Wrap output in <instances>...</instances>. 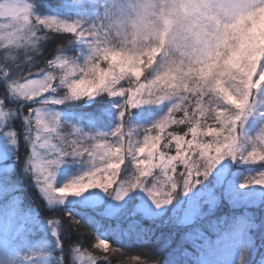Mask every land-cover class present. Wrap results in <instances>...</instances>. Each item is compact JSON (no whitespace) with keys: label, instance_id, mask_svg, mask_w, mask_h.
Here are the masks:
<instances>
[{"label":"snow or ice","instance_id":"obj_1","mask_svg":"<svg viewBox=\"0 0 264 264\" xmlns=\"http://www.w3.org/2000/svg\"><path fill=\"white\" fill-rule=\"evenodd\" d=\"M64 8L0 0V141L8 145L0 190L19 167L49 206H65L61 219L45 220L22 215L13 198L0 219V264H113L77 247L86 225L103 236L96 248L104 253L109 242L119 253L129 241L136 264H184L180 245L158 259L154 242L174 236L158 227L190 225L181 242L194 244L204 227L221 231L203 209L217 189L233 205L264 209V168L237 176L231 166L264 165V0H72ZM130 32L149 42L134 46ZM60 33L73 35L46 55L44 43ZM88 102L98 114L77 110ZM250 118L259 122L254 134L244 128ZM21 141L31 152L19 151ZM251 228L264 248V219L240 217L218 240L222 264H264ZM69 230L78 238L66 240Z\"/></svg>","mask_w":264,"mask_h":264},{"label":"trees","instance_id":"obj_2","mask_svg":"<svg viewBox=\"0 0 264 264\" xmlns=\"http://www.w3.org/2000/svg\"><path fill=\"white\" fill-rule=\"evenodd\" d=\"M46 3L50 8L58 9L60 11H66L64 8V5H65L64 0H46ZM73 18H76L74 13H73ZM68 40H70V34H63V33L53 34V37L44 43V47L42 51L46 55L50 56L51 53L54 51V49L61 47L62 42H67ZM33 71H35V69ZM25 75H27V73H25ZM99 108L100 106L97 105L95 102H93L92 104H88V105L83 104L77 110L82 111L87 114H98ZM154 113L157 115L160 114L158 110L154 111ZM209 123L211 124V121H209ZM13 124H14L13 130H20L19 121H15L13 122ZM251 133L254 134L255 132L251 131ZM25 150L28 152H31V147H28L27 149H25L21 141V147L19 151L23 153ZM125 163H127V160ZM260 163H261L260 161H256V165L240 164L238 166H235V165H231V166L234 168L238 167L239 170L236 172L237 176H240V175L248 176V175H256L257 172H259L262 168H264V165H259ZM133 167H135L134 164H133ZM178 170H182V168H178ZM155 171H159V170L156 169ZM9 179L12 181V185H13L11 188H9V190H11L13 193L15 192L17 197H20L22 199L25 209H28L32 211L33 213H37L39 218L45 219V220L46 219L59 220L61 219L62 216H64V212L62 210H60L59 208H52L46 204L45 200L42 198L41 194L38 193L37 188L34 186V182L30 179L29 176H26L19 167H15L11 170L9 174ZM196 187H199V185H197ZM177 191L179 193V196L177 197V199H181V200L184 199L185 194L183 193L182 188H178ZM193 191H195V188H193ZM187 195L190 196L191 192H189ZM216 196L219 198L216 206L213 209H211L210 212H209V209L204 210L205 212L208 213V215L205 218L206 221L210 220V221L216 222V221H221L223 219V221H226L228 223L227 219L234 218L236 216L251 217L254 223L256 222L259 223L261 219H264V209L249 206V207H246L244 210L243 209L236 210L228 204L229 201H227L226 197H224L221 194V190L219 189L216 190ZM2 204L4 205V203ZM168 207L171 208V205ZM203 207H208V205L204 204ZM88 211H89V215H94V213H92L91 210H88ZM168 215H171V212H169ZM112 223L114 222L109 221V220L102 221V224L104 226H107ZM143 223L145 227L153 226V222L151 220L145 219ZM159 223L160 221L157 220L156 224H159ZM190 229L191 227L187 229L185 226L176 228L171 224L157 228L156 230L157 235H160L161 233H163L165 239L168 237L169 234L174 233L172 241L167 246H164L163 239L158 243L154 242V246L159 252L158 259L161 262L167 260L169 258L170 253H172L173 250L177 248V245H180L181 246L180 254L176 258L177 259L182 258L184 260V264H196L195 263V257L197 253L196 251L198 248H200L198 244L207 241V239L217 237L216 234L214 233V230L204 227L202 228V235L204 238L203 241L197 242V244H194L192 239L186 238L181 242V237L182 236L186 237L187 234L190 232ZM100 230H104L103 227H101ZM84 231L87 233V235L83 238L84 240L83 245H77V247H80L82 251L87 250V251H92L93 254H95L96 252L106 254L110 258H112L113 264H124V262L130 261V255L132 256L138 255V252L136 251V248H137L136 244L129 242V241H124V248H121L119 253H113L111 251V249L114 247H117V245L109 242V251L107 253H104L103 248H96V245L99 243V240L103 237L99 235V233L95 229L87 225L85 226ZM249 231L252 232L253 235H255L254 240L258 244H260L261 243L260 233L255 228L254 229L251 228ZM78 236L79 234L69 230L65 234V239L75 240L78 238ZM89 243H91L92 245L91 249L88 248ZM125 249H127V253H125ZM259 252H264V248L258 249L256 259L259 258L258 256ZM121 256H122V259H121ZM139 259L143 260V259H146V257L139 256ZM130 264H136L135 260H131Z\"/></svg>","mask_w":264,"mask_h":264},{"label":"rangeland","instance_id":"obj_3","mask_svg":"<svg viewBox=\"0 0 264 264\" xmlns=\"http://www.w3.org/2000/svg\"><path fill=\"white\" fill-rule=\"evenodd\" d=\"M71 3H72V0H64V4H71ZM2 22L3 21H0V23H2ZM63 34H68V33H63ZM72 35L73 34H70V39H71ZM101 66H106V65L102 62V65ZM32 78L38 79L39 77L33 76ZM21 82H23V81H21ZM97 99H99V98H97ZM109 99H111V98H109ZM92 103L93 102H88V103H85L84 105H88V104H92ZM36 107H39V105H36ZM154 111H157V110H154ZM258 127H259V122L256 121L254 118H250V121L247 122L244 125L245 130L249 134H253V133H251V131L256 132L258 130ZM65 134L67 135V132ZM69 139L70 140L71 139H75V136L70 135L69 136ZM208 139H211V138L210 137H205V140H208ZM7 149H8V145L6 143L0 141V150H7ZM170 154H175V153L173 151ZM37 163L39 164L40 162L38 161ZM121 167L123 168L124 165H122ZM155 170L156 169H154V171ZM59 178H60V174L58 173L57 174V179H59ZM13 198L15 199V205H16V207L18 208L19 212L22 215H24V216H33L34 215L35 217L39 218L37 213H33L32 211L24 208V204H23L22 199L20 197H17V195L15 194V192L13 193L11 190H9V188H5V190L4 189L3 190H0V219H2L3 213L9 207L10 202L13 201ZM218 199L219 198L216 196L215 202L214 203L207 204L208 207H203V209L204 210H207L209 208L210 209H213L216 206ZM226 200L229 201L227 198H226ZM45 202L47 204V201L46 200H45ZM2 203H4V205ZM228 204L231 207H233L234 209H236V210H238V209H241V210L243 209L244 210L246 208L245 206H242V205H233L231 203V201H229ZM50 207H52V208H59L60 210H63L65 206L64 205H52ZM240 217L241 216H236L234 218H229V219H227L228 220V223L226 221H223V219L221 221H216V222L215 221H212V223H214V224L218 223L221 226H223L222 227V230L221 231L214 230V233L216 234L217 237H214V238H211V239H207V241L203 242V243H205V245L203 247V250L201 249V247L197 249V251H196L197 253H196V257H195V263L196 264H222V260L223 259H226L227 258V255H226V253H224L222 251L221 248L223 246L220 245V243L218 242V240L221 238V236L223 234V231L224 230H227V228L230 225H232L233 223H235V221H237ZM39 219H41V218H39ZM255 224H259V223L256 222ZM184 226L187 229L191 227L190 225H184ZM100 231L103 232V230H100ZM249 235H251L253 237V239H254V236L255 235H253L252 232L249 231ZM32 236H33L34 239H37V240L39 239L37 233H35V232L32 233ZM2 240H3L2 226H0V242H2ZM6 243H7V240H6ZM256 244H257V251H258V249L260 248L259 247L260 244H258L257 242H256ZM86 258H87L86 256L83 257V259H86ZM237 259H238V257H237Z\"/></svg>","mask_w":264,"mask_h":264},{"label":"clouds","instance_id":"obj_4","mask_svg":"<svg viewBox=\"0 0 264 264\" xmlns=\"http://www.w3.org/2000/svg\"><path fill=\"white\" fill-rule=\"evenodd\" d=\"M129 36H131L133 40H136V44L134 45L136 47L143 46L145 43L149 42V38L147 37H145L144 39L137 40V38L133 36L131 32L129 33Z\"/></svg>","mask_w":264,"mask_h":264}]
</instances>
